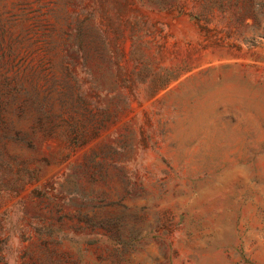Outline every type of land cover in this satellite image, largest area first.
Wrapping results in <instances>:
<instances>
[{"label":"rangeland","instance_id":"374dc122","mask_svg":"<svg viewBox=\"0 0 264 264\" xmlns=\"http://www.w3.org/2000/svg\"><path fill=\"white\" fill-rule=\"evenodd\" d=\"M0 24L1 152L34 172L0 166V264H264V0H0Z\"/></svg>","mask_w":264,"mask_h":264},{"label":"trees","instance_id":"16d2710c","mask_svg":"<svg viewBox=\"0 0 264 264\" xmlns=\"http://www.w3.org/2000/svg\"><path fill=\"white\" fill-rule=\"evenodd\" d=\"M0 28H1V24H0ZM3 32H1L0 34H2ZM9 56V54H6L4 51L2 52V55L0 56V60L4 59L5 56ZM7 82L1 78L0 76V166L6 168V170L8 172H15L16 174L19 173H23L26 174L27 177H32L33 175V171L28 170L26 168V164L24 161H20L17 160L16 157L11 156L7 159H4L3 154H2V149H3V145L2 142L5 140H12V141H23V137L17 132V131H13L11 129L10 126V121L8 120V117L6 116V114L8 113V100L6 99V87H7ZM58 126L59 125H53L50 128H48L47 130V134L49 135H53L56 133V131L58 130ZM65 139L67 141L68 139V135L72 136H76V130H70L69 133L67 132H63ZM73 140H75V138H72Z\"/></svg>","mask_w":264,"mask_h":264}]
</instances>
